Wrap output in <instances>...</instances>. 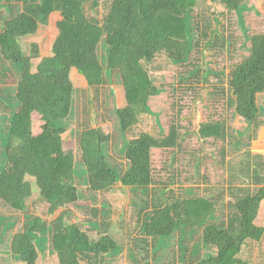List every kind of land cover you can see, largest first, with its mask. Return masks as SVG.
<instances>
[{
    "label": "trees",
    "instance_id": "16d2710c",
    "mask_svg": "<svg viewBox=\"0 0 264 264\" xmlns=\"http://www.w3.org/2000/svg\"><path fill=\"white\" fill-rule=\"evenodd\" d=\"M247 1L217 0L227 10L235 11L245 27ZM19 4L21 8L17 10ZM99 4L104 12L101 19L97 13L92 16L86 13L85 0H0V6L8 14V18L1 20L0 73L3 82L12 83L1 88L0 202L11 211L27 213L29 202L37 194L38 203L48 205L49 215L77 205L81 199L76 183L80 153L88 189L93 195L117 184L130 192H145L146 199H135V205L142 203L138 207L141 236L135 242L139 249L136 264H168L164 263L168 258L160 256L159 251L167 245L166 241L182 232L181 242H185L188 233L203 227L201 242L210 253L201 255V246L194 247L187 257L183 243L181 264H251L240 257L243 248L247 242L257 243L264 238V226L258 225L264 209V159L251 150L260 127L258 96L264 93V32L251 36L247 31L248 54L223 70L222 80L215 84L222 95L229 91L235 113L249 123L245 130L229 132L223 118L201 121L196 131L191 126V130L183 129L185 121L190 124V120L185 115L188 107L181 101L189 100L182 96L179 122L159 128L156 135L143 132L127 146L123 145L127 169L119 170L110 163L106 149L112 135L102 127L83 130L76 142L63 138L76 93L71 71L78 69L96 96L114 76L120 79L128 105L115 112L120 131L128 134L134 132L141 116L155 111L151 106L153 98L164 89L158 86L157 76L150 73L146 63L152 64L159 55H165L171 63H183L195 47L198 49L203 38H207V45H216L217 37L226 40V33L213 28L211 22L194 21L191 13L199 0L93 1V6ZM52 20L57 22L58 35L51 54L42 57L36 42L30 44L28 52L24 47L26 40ZM210 74L208 69L207 81ZM39 121L43 122L41 133L35 135L34 124ZM192 132L199 133L203 141L223 138L235 147H245L246 156L240 159L238 167L232 166L228 181L231 195L236 198V210L231 215L227 209L222 210L226 222L217 223L224 215L221 213L224 188L209 183V177L202 173L203 161L194 150H187L195 165L185 177L188 183L193 182L180 189L185 197L170 188L178 183V173L184 175L183 170V174L177 169V176L174 173L169 176V187L154 186L160 183L155 177L154 152L172 149V161L176 163L187 135L193 136ZM219 152L223 157L221 163L227 161L225 149L220 148ZM167 192L171 197L164 202L162 197ZM98 214L93 211L95 217ZM0 222L5 225L2 234L7 232L8 247L4 250L15 264H39L47 234L59 264H107V255L118 249L117 241L109 233L112 221L107 218L91 222L100 234L98 240L92 239L78 224L70 223L66 211L50 222L36 216L14 234L6 231L14 221L0 216ZM168 262L179 264L174 259Z\"/></svg>",
    "mask_w": 264,
    "mask_h": 264
},
{
    "label": "rangeland",
    "instance_id": "374dc122",
    "mask_svg": "<svg viewBox=\"0 0 264 264\" xmlns=\"http://www.w3.org/2000/svg\"><path fill=\"white\" fill-rule=\"evenodd\" d=\"M93 1L94 0H85V11L89 16L97 13L96 16L101 19L104 14L103 7L101 4L96 7L93 6ZM97 1L100 2V0ZM247 3L249 6L244 13V19L247 25L245 27L242 25L240 16L235 11L227 10L226 6L217 2V0H199V5H197L191 13L194 21L200 20L203 24L211 22L213 28L226 33V40L222 37H217L216 45H207V38H203L198 49L195 47L191 51L188 60L183 63H171L165 55H159L152 64L146 63L150 73L154 77L157 76V78L155 77V81L158 86H162L164 89L161 90L160 96L153 98L154 101L151 106L155 111L151 112L149 115L141 116V122L136 126L134 132L125 134L122 131H119L117 126H114V124L117 125V118L115 119L114 113L115 109L122 104L117 101L116 92H113L111 88L107 87L99 92L98 97L96 96V92L90 96L82 89L77 91V93L86 94L84 101H82L87 104L88 112L89 110L91 111V108L95 105V108L98 109V111L95 108L94 110L97 111L98 118L105 116L101 110V105H104L106 108L104 112L106 116L109 117V121L107 120V125L109 126L108 131L112 135V139L106 146V149L108 151L109 160L111 161L110 163L114 167L119 170L127 169V161L124 156V150H121V147L123 145L127 146L131 139L139 137L143 132H151L156 135L159 132V128H169L172 122H179V116L181 114L178 111L180 106L179 99H181L182 96H186L189 100L186 101L185 99H182L181 101L188 107L185 115L190 120V124L189 121H185L186 127H183V129L188 128V130H191L192 128V131H196L199 127L198 123L201 121L204 123V121L209 120L208 118L214 120L223 118L226 120V126L228 127L229 132L235 131L236 129L245 130L246 121L239 118L235 113L232 97L229 91L228 93L226 92V95H222L219 90V92L217 91L218 88L215 87V84L222 80L223 70L234 66L236 61L242 60V58L248 54L247 49H245V42H248V36L246 35L248 33L247 31H250L249 35L251 36L256 33L264 32V0H248ZM20 8L21 5L19 4V9L17 10H20ZM218 10L219 12L224 13L220 14L218 13ZM214 13H217V15H214ZM7 15L5 8L0 6V28L3 24L1 21L2 18H8ZM51 24V26H41L36 35L26 40V45L24 47L28 52L30 50V44L36 42L40 45L42 57L51 54V46L57 35V28L55 27L56 21L52 20ZM100 53L104 55V50L101 49ZM208 69L211 72L208 76L209 81L205 78ZM224 74L226 75L225 72ZM3 81L4 79L0 73V98L3 97V93L1 92L2 86H12L11 82ZM101 96L104 104H101ZM89 97L91 100H89ZM258 97L260 103L259 122L261 127V120L264 119L262 118V116H264V93L259 94ZM76 98L77 101L75 108L78 112V109H80V105H82L83 102L80 100V95ZM199 104L201 107L198 106ZM154 120H156L157 123H155ZM66 122L67 128L70 129L65 135L72 132V139L76 142L80 137V132L77 128L79 124H77L73 116H71ZM41 124L42 122H36L34 126V132L36 135L41 133ZM260 127H258L255 135L260 130ZM192 134L193 136L191 134L187 135V141L183 143V152L179 154V161L177 160L176 163H173L172 161V149L156 150L154 152L153 161L155 177L156 181L160 182L154 186L159 188L169 187V176L173 173L177 176V169L183 174V170L184 175L181 176L180 173H178V183L172 184L170 188L173 189L176 194L185 197L186 195L184 193H180V189L189 186V184L193 182L190 181L188 183V180H185V177L188 173L193 171L195 165L194 160L191 158L187 150H194V154L199 155L203 161L201 166L202 173L209 177L212 182L209 183L219 188H224V195H222L224 205L222 206L221 211L227 209V213L231 215L236 210L234 206L236 198L231 195V186H226L227 174L228 172H232V166H234V169L235 166L238 167L240 159L242 160V158L246 156V152L244 151L245 147H235V145L231 144L228 139L223 138H219L218 140L211 138L203 141L200 139L199 133L192 132ZM193 137L196 139L192 140ZM220 148L225 149L226 156L227 154L230 156V161H224L221 163L223 157L222 153L219 152ZM202 149H204L203 152L201 151ZM80 155L81 154L79 153L76 183L81 199L77 205L61 208L56 214L49 215L48 205L38 203L39 198L37 194H34L33 201L29 202L30 210L27 213L11 211L0 202V216L7 218L10 221H14V224L6 231H11L14 234L17 230L24 229L27 222L36 216L42 217L46 222H50L57 218L63 211H66L70 223L78 224L92 239L98 240L100 234L93 227L91 222L94 223V221H100L107 218V220L112 221V227L110 228L109 233L118 243V249L107 255V264H136L134 259L139 253V249L135 245V242L136 239L141 236L138 207L142 206V203L139 202L138 206L135 205V199H146L145 192H130L129 189L117 184L108 191L93 195L88 189L87 173L84 166L81 165ZM199 185L201 186L200 189L202 191L203 184L201 183ZM228 190L230 194L228 193ZM170 197L171 194L167 192L165 193V196L162 197V200L166 202ZM229 206L232 208L229 209ZM94 210H97L99 213L96 217L93 215ZM221 213L224 214L223 211ZM225 218H227L226 214L223 216L221 215L218 218L217 223H222L223 221L226 222ZM259 219L260 221L258 225L264 226V209L261 211ZM4 226V223L0 222V264H15L11 260L8 251L4 250L5 246L6 248L8 247L5 241L7 232L4 231L3 234L1 232L2 230H5L3 229ZM203 228L188 233L185 242H181L184 236L182 232L171 236L168 241H166L167 245L159 250L160 256L164 255L165 258H168V261L174 259L181 264L179 261L182 252L180 245L183 243L187 247V257H190L191 249L194 247L201 246L199 250L201 255L210 253V250L203 247L201 242ZM44 239L46 242L43 243V248L40 250L41 258L39 264H59L58 258L53 251L50 235L47 234L44 236ZM240 257L245 261H249L251 264H264V238L257 243L247 242ZM168 261L164 260V263L169 264Z\"/></svg>",
    "mask_w": 264,
    "mask_h": 264
},
{
    "label": "crops",
    "instance_id": "0c3cea01",
    "mask_svg": "<svg viewBox=\"0 0 264 264\" xmlns=\"http://www.w3.org/2000/svg\"><path fill=\"white\" fill-rule=\"evenodd\" d=\"M51 23H52V21L48 25L51 26L52 25ZM43 26H47V25H43ZM55 27L57 28V22L55 24ZM57 35H58V28H57ZM43 57H46V56H43ZM71 78L73 80V83H74V86H75V89H76V93H75V96H74L73 108H72L73 114L71 116H73L75 121L77 122V124H79L77 126L79 132H82L83 130H86V129L96 128V127H102L105 131L109 132L108 131L109 130V126L107 125L108 121H109V117L106 116V114L104 112V110L106 109L105 106L101 105V110H102V112L104 113L105 116H103V117L101 116L100 118H98L97 117L98 109L95 108V105H93V107L91 108V111L89 110L90 113L88 112L87 104H85V102H83L84 101V97L86 96V94L77 93L78 90L82 89L84 92L87 93V95L91 96L93 94L92 89L90 88L86 77L83 74H81L78 71V69L74 68L71 71ZM113 80H110L108 82V84L104 88H102V90H104V89H106L108 87V88H111L113 90V92L115 91L116 92L115 94H116L117 101L122 104V105H119V107L117 109L125 108L128 105L127 98H126L125 87H124V85L122 84V82L120 81V79L117 76L114 77ZM102 90H100V92ZM81 94H82V96H81ZM79 95L81 97L80 100L81 101L83 100L82 101L83 103H82V105H80V109H78V112H77V110L75 108V105H76V101H77L76 97L79 96ZM97 97H95V98H97ZM89 100H91L90 97H89ZM101 104H104L102 102V96H101ZM94 108L97 111L94 110ZM114 113H115V119H116L117 118L116 112H114ZM98 116H99V114H98ZM238 117L244 119L240 115H238ZM262 118H264V116H262ZM116 120H117V122H116L117 125L114 124V126H117L119 131H120L118 119H116ZM154 121H155V123H157L156 120H154ZM244 121H246V127H247V125L249 123H248V121L246 119H244ZM39 122H41V121H39ZM35 124H34V126H35ZM42 124H43V122H42ZM42 124H41V126H42ZM41 126H40V130H41ZM106 128H107V130H106ZM66 129H67L66 130V133H67L70 128H66ZM34 134H35V132H34ZM65 134L63 135V138L65 140H67V141L73 140L72 139V137H73L72 132H70V134H67V135H65ZM251 150L255 154H260L261 157L264 159V119L261 120L260 130L258 131V133L255 135V137L252 140ZM80 157H81V155H80ZM229 159H230V156L227 154V161H230ZM230 174L231 173H229V172L227 174V179H226V183L227 184H226V186H229L228 181L230 179ZM210 183H212V182L210 181ZM228 193L230 194L229 190H228Z\"/></svg>",
    "mask_w": 264,
    "mask_h": 264
}]
</instances>
